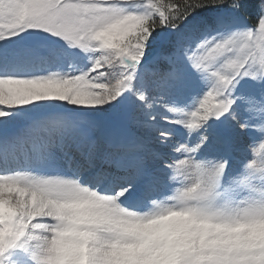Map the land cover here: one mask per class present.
<instances>
[{"label": "snow or ice", "instance_id": "1", "mask_svg": "<svg viewBox=\"0 0 264 264\" xmlns=\"http://www.w3.org/2000/svg\"><path fill=\"white\" fill-rule=\"evenodd\" d=\"M169 8L0 0V264H264V0Z\"/></svg>", "mask_w": 264, "mask_h": 264}, {"label": "rangeland", "instance_id": "2", "mask_svg": "<svg viewBox=\"0 0 264 264\" xmlns=\"http://www.w3.org/2000/svg\"><path fill=\"white\" fill-rule=\"evenodd\" d=\"M259 27H260V26H259V21H258V24H257V32H258V30H259ZM206 91H207V89H205V93H204V94H206ZM200 98H203V94L201 95ZM192 106H193L192 103H190V104L188 105L189 108H191ZM197 106H198V104H197ZM177 107L185 108V105H184V104H179V105H177ZM153 111L156 112V113L158 114V117H159V114H160L163 110H162L161 108H159V107H154V108H153ZM164 115H166V116L169 118V120H171V121H175V120L181 118V116H180L179 114H177V113H171V112H168V113H164ZM255 130H256V129H254V131H255ZM188 138H189V136L186 135V132H185V130L183 129V126H182V125H181V126H177V127H176V136H175L174 140L177 141V142H180V143H184L183 139H184V140H187ZM194 141H195V138L193 137V139H191V140L188 141V142L194 143ZM256 145H257V149H258V154H259V156H260V154H261L262 152H264V141H257V142H256L251 148H249V154H250V156H251L252 159H256L255 157H252L253 154H254V152H255V150H256V149H254ZM256 151H257V150H256ZM191 155H192V154H189V153H182V152L177 151V152L175 153V159L172 161V163H173V164H179V162H180L181 160L189 159V157H190ZM247 162L250 163L251 160H248ZM173 176L175 177V179H176V183H177L178 186H177V187H174L173 189H171V190L167 193V195H166L165 197H163V199H166L167 197H170V196L175 195V193L179 190V187L183 186V184L185 183V181H184L181 177H179V176L177 175V173H176L175 170L173 171ZM66 178H72V177L69 175V176H66Z\"/></svg>", "mask_w": 264, "mask_h": 264}, {"label": "trees", "instance_id": "3", "mask_svg": "<svg viewBox=\"0 0 264 264\" xmlns=\"http://www.w3.org/2000/svg\"><path fill=\"white\" fill-rule=\"evenodd\" d=\"M135 2H137L138 5H142V4H147L149 2V0H135ZM154 2L156 4H160L163 6V8L167 11H171V9L169 8V5L171 4H178L181 3L182 0H154ZM249 2H254V0H249ZM208 13L205 10H201L200 15H207ZM247 19L246 21L251 25V26H257L258 24V19L256 18V13L255 10H250L247 14ZM115 81L113 80V83Z\"/></svg>", "mask_w": 264, "mask_h": 264}]
</instances>
